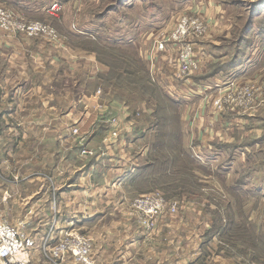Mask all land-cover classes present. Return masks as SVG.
I'll return each instance as SVG.
<instances>
[{
	"label": "rangeland",
	"instance_id": "1",
	"mask_svg": "<svg viewBox=\"0 0 264 264\" xmlns=\"http://www.w3.org/2000/svg\"><path fill=\"white\" fill-rule=\"evenodd\" d=\"M18 1V7L15 6L14 0H0V5L9 11L13 18L21 17L32 23L45 25L49 28L48 31H53V34L39 32L29 35L26 31L15 27L5 29L1 26L0 32L9 36L38 39L40 43H50L53 46L49 45L54 49L61 50L64 53L62 55H65L69 61L67 66L63 63L64 65L54 68L52 79L38 76L40 81L36 86L38 93L34 104L37 108L34 111L37 112L38 118L53 113V117L58 121L64 116L63 121L69 124L68 134L70 129L73 135H75L73 130H78L77 157L79 155L85 158L80 155L82 145L79 144V138L85 135L84 144L90 147L85 130L90 129L88 125L91 119L99 112L88 107L86 99H80L82 93L88 94L91 100L95 99V96L100 98L105 93L111 95V92L139 105L144 100V110H137L135 116L137 120L142 121L141 114H144V131L139 132L141 135L136 139H144L141 144L144 143L145 155L150 150L151 152L140 161L136 178L133 177L135 180H129L132 181L133 187L126 191L122 190L125 193L121 194L123 195L121 203L124 201L122 207L127 217L138 225L133 216L129 215L126 203L138 196L159 193L168 204H175L177 207L175 214L183 211L184 207H190L194 210L192 212L202 213L203 222L211 223L209 222L211 217L204 213V207L211 198H220L221 205L217 206L223 207V216L212 215V222L215 224L212 232L217 236L214 247H227L225 241L231 233L228 231L229 235H227V231L222 229L221 225L227 224L223 219H227L229 215H238L239 220L236 225L247 228L249 224L248 231L238 229L236 232L245 235L248 243L253 232L252 224L254 237H257L258 227L264 237V45H262L264 44V0ZM55 3H57L56 7ZM251 11L253 20L248 26L249 30L247 29L248 32L244 35L241 51L238 53L246 64L239 71H247L233 78V75L238 74V70L230 69L228 63L235 50L239 48L236 43ZM185 15L199 16L208 24L209 29L204 36L191 41L192 44L195 40L194 60L198 68L182 80L176 74L175 57L184 43L169 41L165 49L156 50V42L163 35L170 36L179 18ZM55 45L57 47H54ZM113 62L117 65L123 63L129 74L123 76L117 72L116 67L111 69L110 65ZM109 75L116 80L106 81L102 78L107 76L108 79ZM28 80L29 78L22 77L18 85L25 88ZM44 81L46 84L42 86ZM137 86L144 87V94L139 93L140 89ZM242 87L257 90L249 107L234 103L223 109L215 106L214 101L217 98L231 91L236 92ZM174 101H179L180 104H174ZM26 111L24 109L20 112ZM113 118L116 119L115 124L111 123ZM19 120L24 119L19 117ZM73 120H78L80 125L82 122L86 121V123L77 128V124H71ZM106 123L112 132H117L121 120L114 115L107 118ZM11 127L14 128L15 125L4 126L3 133L6 140L1 139L2 134H0V150L5 145L4 148L8 149L10 154L7 155L2 151L7 156V166L20 164L16 163L15 156L13 158V152L24 148L38 149L39 156L33 157V160L39 165L41 159H44L41 153L46 149L44 142L37 140L28 146L26 142L28 131H25L26 138L24 140L22 138L19 143L18 138L22 132L17 127L15 129ZM193 128H196L194 133ZM135 130L132 131L133 134ZM74 144L75 141L70 137L64 142V147H72L71 145ZM205 155H210V158H205ZM53 158L55 165H58L60 159L57 156ZM88 159L89 157L83 160ZM146 164L150 166L148 170H144ZM240 177L246 179V189L255 191L254 195L247 193L237 198V195L229 192L227 188L223 190L228 186L227 184H233ZM53 180L48 182L53 183ZM176 186L179 188L175 189ZM102 191V195L106 196L105 199L116 198V189L112 184L108 191ZM189 196L197 200H191ZM227 201L231 202V208ZM215 206L209 208L214 210ZM54 208L55 206L52 205L51 209ZM117 210L119 208L116 207ZM175 214L164 212L157 220L153 232H156L163 218ZM0 221L33 237L29 231L30 223L26 219L12 221L6 212L0 210ZM51 223L52 230L43 238L42 243L46 264H78L70 256L56 262L51 260V248L61 234L63 236L69 233L81 234L90 244L95 264L92 239L88 236L92 225L78 229L75 224L69 228H61L56 226V222ZM138 227L148 237L154 234L143 230L139 225ZM217 229L223 230L222 233L215 231ZM45 249H47L46 253ZM259 251L257 253L261 255L258 257L262 262L263 242ZM205 252H209L208 248L202 250L203 257ZM202 260L203 258L198 264H203Z\"/></svg>",
	"mask_w": 264,
	"mask_h": 264
},
{
	"label": "crops",
	"instance_id": "2",
	"mask_svg": "<svg viewBox=\"0 0 264 264\" xmlns=\"http://www.w3.org/2000/svg\"><path fill=\"white\" fill-rule=\"evenodd\" d=\"M14 3L19 6L18 0H14ZM49 44L40 43L38 39L9 36L0 32L1 139L6 140L4 126L12 124L15 125L12 129L17 127L22 132L18 138L19 143L22 138H26L25 131H28V146L37 140L43 141L46 146L41 151L44 159H41L39 165L33 160V157L39 156L37 148L14 151L13 158L15 156L16 163L20 164H13L12 167L6 164L7 156L4 153L10 155L8 149L3 145L0 150V210L6 212L12 221H29V231L36 240L32 264L47 263L43 257L42 243L43 238L52 230V221L61 228H69L75 224L78 229H85L89 227L87 225H92L88 236L92 239L95 264H198L202 258L203 264H264V260H259L254 241L252 246L246 245L231 235L232 239L228 236L224 240L227 247L213 246L217 236L212 232V228H215L212 215L223 216V207L217 206L221 205L220 198H211L204 207V213L211 217V223L203 222L201 212L196 214L190 207H184L183 211L172 217L163 218L150 237L141 232L138 225L126 216L121 194L122 190L133 187L129 180L136 178L140 161L151 152L150 150L145 155L144 143L141 144L144 139H136L141 135L139 132L144 131V114H141L142 121L135 118L137 110H144V100L139 105L113 92L111 95L105 93L100 98L95 96L91 100L88 94L82 93L80 99H86L88 107L99 110L98 115L93 110L96 115L88 125L90 129L85 130L88 145L97 152L96 157L88 160H83L85 158L79 155L78 158V135H73L71 129L70 134L67 133L69 124L63 121L64 116L58 121L53 113L38 118L34 111L37 108L34 104L38 93L36 86L40 81L38 76L52 79L54 68L64 64L67 66L69 63L61 50L54 49ZM246 71H237L238 74L232 77H239ZM22 77L29 78L25 88L18 85ZM45 84V81L42 82V86ZM24 109L27 111L21 113ZM114 115L121 120L117 132H112L106 123V119ZM19 117L24 120L20 121ZM74 122L71 124H77V128L86 123L85 121L80 125L78 120ZM195 129L193 128V133ZM70 137L75 144L64 147V142ZM210 154L214 155L212 152ZM54 156L60 159L61 165H55ZM71 174L73 175L70 176ZM52 179L54 182L49 183L48 180ZM111 184L116 189V198L105 199L102 190L108 191ZM233 184H227L223 190ZM243 188L246 189L245 183ZM227 203L231 208V202ZM52 205L55 206L54 210L51 209ZM212 205H216L218 209L215 206L211 210L209 207ZM116 207L119 210L116 211ZM223 220L227 224L221 227L227 231V235L228 231L233 234L234 226V229L237 226L243 229V226L236 225L238 215H229ZM247 228H250L249 224ZM251 228L254 234L253 224ZM215 231L222 233L223 230ZM260 235L258 227L257 237ZM208 245L214 247V250ZM204 248H208L209 252H205L203 257Z\"/></svg>",
	"mask_w": 264,
	"mask_h": 264
},
{
	"label": "built area",
	"instance_id": "3",
	"mask_svg": "<svg viewBox=\"0 0 264 264\" xmlns=\"http://www.w3.org/2000/svg\"><path fill=\"white\" fill-rule=\"evenodd\" d=\"M54 6L56 7L57 3ZM0 26L5 29L15 27L16 29L26 31L29 35L39 32L53 34V31H48L49 28L45 25L32 23L21 17L20 19L13 18L10 12L2 5H0ZM208 29V24L199 16L185 15L179 18L170 36L163 35L156 42V50L165 49V45L169 41H182L184 43L177 51L175 57L176 74L181 77L180 79L187 78L197 70L198 64L194 60L195 53L193 48L195 40L192 44L191 41L194 38L204 36L208 32ZM256 92V89L242 87L236 90V92L231 91L226 95L220 96L214 101V104L219 109H223L232 103L247 108L252 104ZM111 121L112 124L116 123L115 118ZM73 132L79 135L77 129H74ZM79 139V144L82 145L80 155L85 158L95 156L97 150L84 144L85 135L80 136ZM126 206L129 215H132L138 225L148 232L155 230L157 220L164 212L170 214L177 212L175 204H168L159 193L138 196L131 202L128 201ZM34 247L35 239L32 236L0 221V264H30ZM46 251L47 249H45V253ZM50 253L53 262L70 256L78 264H94L91 246L84 240L81 234L75 235L69 233L63 236L61 234L56 244L51 248Z\"/></svg>",
	"mask_w": 264,
	"mask_h": 264
},
{
	"label": "trees",
	"instance_id": "4",
	"mask_svg": "<svg viewBox=\"0 0 264 264\" xmlns=\"http://www.w3.org/2000/svg\"><path fill=\"white\" fill-rule=\"evenodd\" d=\"M252 20H253V14H252V11L248 14V18H247V21H246V26H244L243 27V29H242V31L240 32V35H239V41L236 43V46H237V44H238V46H239V48H237V50H235V53L232 55V57H231V60H230V62L228 63V66H229V68L230 69H233L234 71H239V69L240 68H244L243 66L244 65H246L245 63H244V60H243V58H241L240 57V55H238V53L241 51V44H242V40H244V35H246V33L248 32V26L251 24V22H252ZM248 29V30H247ZM261 40V39H260ZM262 41H263V37H262ZM262 45H264L263 43H262ZM241 58V59H240ZM121 64V63H120ZM123 64V63H122ZM117 65L116 64V62H113L111 65H110V67H111V69H113L114 67H116V69H117V72L118 73H120V75H128L129 73H127V71H126V69H125V67L123 66V65ZM233 71V72H234ZM104 80H106V81H109V80H112V79H115L116 80V78L115 77H112V75H109L108 76V79H107V76H103L102 77ZM146 75H145V77H144V79L146 80ZM148 83V82H147ZM140 90H139V93L141 94V93H143L144 94V87L143 86H141V87H139V86H137ZM175 103H178V104H180V102L179 101H174V104ZM189 157V156H188ZM149 164H146L145 166H144V170H148L149 168H150V166H148ZM145 173V172H144ZM146 176H147V174H146ZM246 182V179H243V177H240V178H238L235 182H234V184L232 185V186H230L227 190L229 191V192H231L232 194H234V195H237V198H239V197H242L241 195H243V194H247V193H250V194H252V195H254V193H255V191H249L248 189H245V188H243V185H244V183ZM173 184H175L174 182H172ZM186 184H190V183H186ZM177 188H179V186H176L175 187V189H177ZM252 192V193H251ZM236 199V198H235ZM237 200V199H236ZM238 229H240V230H247L248 231V229L249 228H246V226H243V229H241L239 226H237L234 230H233V234H230V236L232 235V236H235L240 242H242L243 244H246V245H250V246H252V243H253V241L256 243V245H255V247H256V249H257V252L259 251V247H260V244H261V242H263V245H264V237L262 236V235H260L259 237H254V234H253V232L251 233V235H250V243H248V241L246 240V238L244 237L245 235H239V234H235L236 232H237V230ZM239 230V231H240ZM244 232V231H243ZM260 252V251H259ZM258 255H261L260 253H258Z\"/></svg>",
	"mask_w": 264,
	"mask_h": 264
}]
</instances>
